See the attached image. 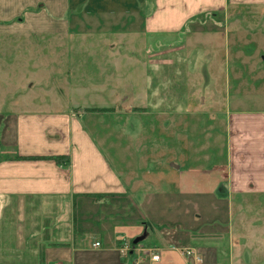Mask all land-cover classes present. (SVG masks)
Wrapping results in <instances>:
<instances>
[{
  "label": "crops",
  "instance_id": "1",
  "mask_svg": "<svg viewBox=\"0 0 264 264\" xmlns=\"http://www.w3.org/2000/svg\"><path fill=\"white\" fill-rule=\"evenodd\" d=\"M263 15L264 0H0V43H40L46 60L50 46L78 45L95 64L92 71L73 70L61 81L47 79L63 85L55 91L60 95L35 102L20 98L14 85L11 99L0 98V264H264V257L256 256V231L264 222L262 96L255 108L218 102V94L204 92L211 85L202 71L205 80L195 86L198 101L181 102L183 111L172 101L155 102L149 120L157 131L153 138L147 133L149 142L141 143V117L109 119L104 128L119 148L123 145L121 153L114 144H101L99 133L87 125L95 121L99 130L97 123L108 117L82 114L115 105L112 73L98 71L99 60L111 66L115 57L121 59L125 74L114 85L131 91L134 58L107 46L174 44L164 52L174 56L185 44L221 33L225 50L229 22L252 34L234 36L235 42L259 45ZM195 27L206 31L191 35ZM87 45L97 47L87 52L82 47ZM203 54L195 59L204 60ZM172 59L160 63L171 65ZM50 68L45 62L43 77L62 76ZM76 76L84 82L72 79ZM154 87L161 93V85ZM136 92H146L145 77ZM89 98L101 103H80ZM168 130L172 133L165 134ZM186 147L207 163L185 164L191 156ZM209 148L223 149L217 160ZM182 248L191 255L178 252Z\"/></svg>",
  "mask_w": 264,
  "mask_h": 264
},
{
  "label": "rangeland",
  "instance_id": "2",
  "mask_svg": "<svg viewBox=\"0 0 264 264\" xmlns=\"http://www.w3.org/2000/svg\"><path fill=\"white\" fill-rule=\"evenodd\" d=\"M255 23L256 22H250L249 20L246 22L247 26L251 28L254 27ZM232 24V22L227 23L225 29L226 36H224L227 39L225 50L221 33L219 37L206 38L203 43L197 45L193 44V46L185 44V40L183 39L182 44H185V49L177 51V53H174V56L172 54L165 55L164 53L171 52L170 48L174 47V44H164L159 46L156 44L133 43L130 45L107 46V48L114 54H125L129 55L130 58H134V61L130 63L131 67L129 68V87L131 91L130 93H122L120 86H115L118 84V80H115L125 74L121 59L119 60L115 57V65L111 66H109L108 63L106 64V61L97 60L98 62L96 63L98 66L96 68L98 71H100V68H104L108 70L110 74L112 73L111 80L113 81V90H115L112 99H114L115 105L104 113H98V111L87 109H85L84 113H82L83 110L80 109H78L77 112L89 117H91L89 112H93L92 114L94 116H99L101 119L102 117L107 116L108 118L102 119V123L104 124L97 123L100 128L99 130L96 127L97 125L95 124V121L87 122V125L91 129H94L96 134L99 133L98 138L101 144L108 145L106 143L109 142L108 146L110 147L114 144V149L121 153L123 145L119 148L117 145L119 144V140H117V138H114L113 140L111 133L104 128L111 117L114 119V122L127 116L134 119L141 117L140 119L143 120V126L140 131L142 136L141 143L144 144V142H149V139H151L149 136L152 135L153 138L154 132L157 131L156 128L150 124L152 121L149 120L150 113L154 111L153 105L155 102H157V100H162L164 102L172 101L175 105L179 104L176 111H183L184 109L181 108L183 107L181 102L187 100L198 101L200 93L199 91H196L195 86L197 87L202 80H205V73L203 74L205 70L210 76V83L208 84L211 85V87L209 86L208 91V85L204 90L205 93L207 92V95L218 94V102L228 101L229 105L236 103L237 107L240 108L257 107L261 96L262 99L264 98V43L257 45L248 42L247 44L235 42V40L232 39L234 36L247 39L252 37V34L248 35L246 33H241V31ZM198 31L206 30L195 27L194 30H192L191 35L200 34ZM184 35L185 34H180L179 37L184 38ZM62 47H68L70 51L63 49ZM82 47H86L88 50L87 52H90V48H95L97 46L87 45ZM79 48L80 46L78 45L50 46V59L46 60L45 56L42 55L43 49L45 48L40 43L32 45H11L0 43V98L4 101L11 99L16 91L13 88L14 85L18 86V95H22L20 98L31 96L35 102H39L44 98H51L57 94L60 95L61 92H56L57 90H62L63 85H53L52 83L47 82V79H60L61 81V79H66L65 76L67 73L70 74V71L77 70V72H82L81 69H85L89 72V70L92 71V67L95 66L93 62L89 61L91 58L85 55L86 51L81 53L82 51H80ZM53 51H56L57 54L51 55ZM197 53H205L203 54L204 60H196ZM170 55L174 58L172 59ZM169 57L173 61L171 65L160 63L162 62L160 61L161 59H168ZM45 62L50 64V69H54L53 71L57 72L58 70H61L62 76L59 78H53L55 76L50 78L43 77L42 68ZM143 72H145L146 92L144 94L139 92V94L136 90L138 85L144 80V77H140L139 80L138 74L142 76ZM72 79H76L77 81L84 80L77 76ZM98 79L101 81L104 78ZM69 80H71V78H69ZM103 81H105V79ZM155 85L162 86V89H160L161 93L157 91L154 87ZM29 88L31 91H29ZM214 88H216V90H214ZM26 90H28L27 94L25 93ZM205 99H207V96ZM94 100L96 103L91 102L92 100L90 98L83 100L80 103L95 105L101 103L100 98H94ZM139 110L143 113H137ZM145 119L148 122L147 125H145ZM145 128L148 130H144ZM179 128L180 131L181 127ZM170 133H172V130L165 131V134ZM115 136L117 137L118 135L115 134ZM137 139L138 138H135L138 142ZM116 145L118 149H116ZM124 145L125 147H128L127 143ZM215 147H217V144H215ZM186 149L188 150L186 155L189 153L192 157L189 156V159L185 158V164L202 167L207 163L206 161L203 164L199 158H194L196 157V154L191 147H186ZM208 151L213 152L214 159L217 160L218 157H220L219 153L222 152L223 149L215 150L209 148ZM111 159L115 167H118L117 160H113V158ZM192 159L194 160V163L191 162ZM223 160L224 156L221 158V161ZM257 230L256 235L259 239V246L256 249L258 252L256 256L264 257V242H260L261 235L264 234V222L259 224ZM261 260L262 259L259 261Z\"/></svg>",
  "mask_w": 264,
  "mask_h": 264
},
{
  "label": "built area",
  "instance_id": "3",
  "mask_svg": "<svg viewBox=\"0 0 264 264\" xmlns=\"http://www.w3.org/2000/svg\"><path fill=\"white\" fill-rule=\"evenodd\" d=\"M92 245H93V246H97V245H98V242L95 241V242H93ZM178 252H180L181 254H183V255H185V256H189V255H191V251H190L189 248L178 249ZM151 259H157V255H156V254L151 255ZM54 264H56V263H54Z\"/></svg>",
  "mask_w": 264,
  "mask_h": 264
},
{
  "label": "water",
  "instance_id": "4",
  "mask_svg": "<svg viewBox=\"0 0 264 264\" xmlns=\"http://www.w3.org/2000/svg\"><path fill=\"white\" fill-rule=\"evenodd\" d=\"M140 239V237H138V238H135L132 242L133 243H135L137 240H139Z\"/></svg>",
  "mask_w": 264,
  "mask_h": 264
},
{
  "label": "trees",
  "instance_id": "5",
  "mask_svg": "<svg viewBox=\"0 0 264 264\" xmlns=\"http://www.w3.org/2000/svg\"><path fill=\"white\" fill-rule=\"evenodd\" d=\"M29 158H34V157H29Z\"/></svg>",
  "mask_w": 264,
  "mask_h": 264
}]
</instances>
